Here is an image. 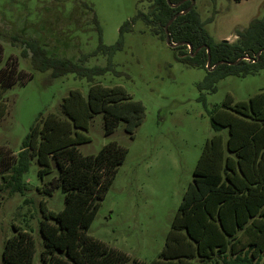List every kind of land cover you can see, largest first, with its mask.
I'll list each match as a JSON object with an SVG mask.
<instances>
[{
  "label": "rangeland",
  "instance_id": "obj_1",
  "mask_svg": "<svg viewBox=\"0 0 264 264\" xmlns=\"http://www.w3.org/2000/svg\"><path fill=\"white\" fill-rule=\"evenodd\" d=\"M151 1L0 0L4 61L17 59L19 69L33 75L26 84L18 82L3 95L6 112L0 120V149L18 155L33 126L39 123L42 128L50 114L67 119L62 104L72 91L88 99L94 85L119 86L144 104L145 119L136 129L135 139L124 131L123 123L107 133L103 114L95 115L86 130L73 128L72 136L89 138L77 145L86 156L97 155L111 143L127 152L88 234L145 264L157 260L163 251L205 144L215 135L211 127L213 110L227 100L248 101L264 91V70L246 77H226L215 84V92L203 88L208 71L178 62L176 48L153 33L159 28L142 20L124 35L123 49L111 62L107 56H93L100 40L105 46L116 45L121 27L139 12L147 14ZM195 7L216 43L236 42L237 30L264 17V0H196ZM13 37L38 40L50 57L68 59L89 69L109 70L93 81L77 74L52 78L51 71L32 69L30 60L21 57L24 46ZM221 134L227 139L228 130ZM40 169L37 157H32L24 177L28 185L25 195L0 191V264L14 227L33 236L37 250L34 264H38L44 249L39 231L44 213L64 209L62 188L52 195L45 193V185L58 177L56 162L51 159L50 171L43 178Z\"/></svg>",
  "mask_w": 264,
  "mask_h": 264
},
{
  "label": "trees",
  "instance_id": "obj_2",
  "mask_svg": "<svg viewBox=\"0 0 264 264\" xmlns=\"http://www.w3.org/2000/svg\"><path fill=\"white\" fill-rule=\"evenodd\" d=\"M169 1L152 0L147 14L139 12L121 27L116 45L105 46L100 40L93 56L104 55L111 62L123 49L124 35L132 31L137 20L159 28L153 33L165 41L168 23L192 6L191 0ZM81 4L93 11L88 4ZM93 21L101 34L95 15ZM168 30L172 43H184L176 48V60L206 69L208 75L202 86L212 92L216 90L215 84L226 77H246L264 70V17L237 30L234 43H216L195 5L189 13L177 17ZM12 40L24 46L21 57L30 60L34 71H51L52 78L77 74L93 81L109 70L89 69L68 59L50 57L35 39ZM187 45L192 46V52ZM208 50L211 68L220 62L232 65H219L209 71ZM32 78V74L19 69L17 59L4 61V47L0 43V120L6 112L5 91ZM62 112L67 119L50 114L42 128L39 123L33 126L18 155L0 149V191L10 195H25L28 190L24 177L32 157L38 159L41 178L49 173L51 159L59 171L58 177L45 185V193L52 195L62 188L65 206L60 212L44 213L39 227L44 249L38 264H145L88 234L127 152L111 143L97 155L86 156L77 145L89 138L81 134L72 136L73 128L86 130L95 115L103 114L107 133L123 123L124 131L135 139V131L145 119L144 104L133 100L122 87L94 85L88 99L72 91L63 101ZM211 127L215 135L205 144L163 251L150 264H264V91L248 101L227 100L215 108ZM224 129L228 130L227 139L221 134ZM14 232L5 242L2 264H34L37 250L33 236L18 227H14Z\"/></svg>",
  "mask_w": 264,
  "mask_h": 264
},
{
  "label": "water",
  "instance_id": "obj_3",
  "mask_svg": "<svg viewBox=\"0 0 264 264\" xmlns=\"http://www.w3.org/2000/svg\"><path fill=\"white\" fill-rule=\"evenodd\" d=\"M169 2H170V1L168 0V3H169ZM191 2H192V6H191V8H189L188 10H186V11H184V12H181V13L176 14V15L174 16V18H172V20H171V21L168 23V25L165 27V32H166V44H167L169 47H171V48H177V47L184 46V43H181V44H175V43H172L168 28H169V26L172 25V23L175 21V19H176L177 17L182 16V15H186L187 13L190 12V10L192 9V7L196 4V1H195V0H191ZM171 6H172L173 8L178 7V5H171ZM223 42H226V40L223 41ZM187 46L189 47L190 52H192V51H193L192 46H191V45H187ZM198 51H199V50H197L196 53H195L194 55H192V56H195V55L198 53ZM207 53H208V62H207V66H206V68H207L209 71H213V70H214L216 67H218L219 65H223V64L232 65V63L220 62V63H218L215 67L211 68V57H210V54H209V50L207 51ZM241 60H242V59H241ZM244 60H249V59H248V58H245ZM239 61H240V60H239Z\"/></svg>",
  "mask_w": 264,
  "mask_h": 264
}]
</instances>
